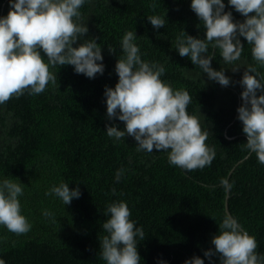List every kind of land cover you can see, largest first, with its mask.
<instances>
[{"label":"trees","instance_id":"16d2710c","mask_svg":"<svg viewBox=\"0 0 264 264\" xmlns=\"http://www.w3.org/2000/svg\"><path fill=\"white\" fill-rule=\"evenodd\" d=\"M223 3L234 22L246 19L228 0ZM190 5L191 0H85L80 22L89 31L80 42L95 38L101 46L103 75L90 79L72 65L50 66L56 84L49 82L35 95L25 90L0 104V184L5 179L21 184V214L31 225L20 235L0 225L5 264H106L99 247L107 235L102 225L109 218L107 206L118 201L127 203L129 219L145 233L142 241L137 237L141 264H184L194 256L210 264L204 252L215 250L211 240L228 214L226 205L241 229L255 238L256 254L264 256V164L246 148L237 112L243 103L239 81L244 71L255 67L264 77V66L242 36L241 57L232 63L209 44L211 67L224 70L229 86L209 80L190 57H181V32L205 39L204 23ZM9 9V0H0V18ZM152 15L163 16L164 27L155 29L147 19ZM128 31L136 35L144 61L164 66L161 80L192 97L187 112L208 132L206 144L215 150L211 165L187 171L170 164V150L138 151L134 137L107 135L106 125L125 127L108 119L104 92L118 82L115 65L123 57L121 42ZM109 46L115 53H109ZM41 55L47 63L42 50ZM61 183L79 187L80 197L65 205L55 194L46 195ZM212 264H220L219 254Z\"/></svg>","mask_w":264,"mask_h":264},{"label":"clouds","instance_id":"9594fccd","mask_svg":"<svg viewBox=\"0 0 264 264\" xmlns=\"http://www.w3.org/2000/svg\"><path fill=\"white\" fill-rule=\"evenodd\" d=\"M85 0H9L10 9L6 17L0 18V104L13 96L19 97L25 90L30 94L45 91L49 82L57 83V76L50 71L55 67L72 65L77 74L94 79L103 75L102 48L96 39L81 37L88 33L82 24L79 9ZM238 13L246 19L234 22L232 13L225 11L223 0H191V9L203 21L205 39L181 32L177 38V49L181 57H190L209 80L221 86H229L230 77L224 70L211 67L208 56L209 44L221 50L227 63L240 59L244 37L253 45L252 57L264 66V0H228ZM155 8V5H153ZM155 29L165 25L159 15L147 17ZM135 34L128 31L122 39L123 57L117 59L115 72L118 82L115 87H105L106 113L109 120L124 122V129L106 125L109 137L119 140L126 134L138 142V151H169L170 164L187 171L211 165L215 158L214 148L206 144L208 132L202 130L199 119L189 115L187 106L192 97L186 90H173L161 80L165 72L163 65L146 62L134 43ZM78 46H73L77 45ZM42 52L47 57L45 63ZM109 53L115 48L109 46ZM99 61V63H98ZM239 68L233 70L236 71ZM255 67L249 66L239 83L242 105L237 109L247 136L246 148L254 152L260 164H264V77ZM262 94L257 95V92ZM123 169L116 173L119 181ZM230 187L226 180L221 182ZM115 191V190H113ZM23 194L21 184L5 179L0 184V225L17 235L30 231L31 225L21 214L18 196ZM59 197L65 205L81 195L79 187L70 189L68 183L54 186L49 193ZM108 219L102 227L107 232L99 242L100 256L106 264H141L137 250V237L145 238L143 228H137L130 220L131 212L126 202H113L107 206ZM45 216L51 213L45 211ZM211 243L215 250L204 252L212 264V257L219 254L220 264H264V256L256 254L257 242L253 236L241 229L239 223L226 215L219 225V232ZM0 264L5 261L0 259ZM158 264H165L158 261ZM184 264H204L194 256Z\"/></svg>","mask_w":264,"mask_h":264},{"label":"water","instance_id":"95a60500","mask_svg":"<svg viewBox=\"0 0 264 264\" xmlns=\"http://www.w3.org/2000/svg\"><path fill=\"white\" fill-rule=\"evenodd\" d=\"M226 211H227V215H229V216H231V212H230V210H229V208H228V205H226ZM232 217V216H231ZM245 232V231H244Z\"/></svg>","mask_w":264,"mask_h":264}]
</instances>
